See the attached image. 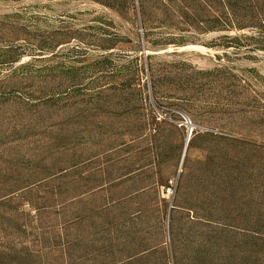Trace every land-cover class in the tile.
Wrapping results in <instances>:
<instances>
[{
    "label": "rangeland",
    "instance_id": "1",
    "mask_svg": "<svg viewBox=\"0 0 264 264\" xmlns=\"http://www.w3.org/2000/svg\"><path fill=\"white\" fill-rule=\"evenodd\" d=\"M242 3L226 28L224 0H0V264H264Z\"/></svg>",
    "mask_w": 264,
    "mask_h": 264
},
{
    "label": "trees",
    "instance_id": "2",
    "mask_svg": "<svg viewBox=\"0 0 264 264\" xmlns=\"http://www.w3.org/2000/svg\"><path fill=\"white\" fill-rule=\"evenodd\" d=\"M224 3L228 11L224 22V27L230 28L236 25V23H239V21L244 22L247 19V17L251 18L252 20L256 19L255 16H253L254 13H252L248 7L244 6L242 0H224ZM263 24H264V20H263ZM6 52L8 54L6 56H3V61L5 59V61L10 60L9 62H14L13 59L15 58H13V56L11 55V53L14 52L13 48L9 47V49H7Z\"/></svg>",
    "mask_w": 264,
    "mask_h": 264
},
{
    "label": "bare ground",
    "instance_id": "3",
    "mask_svg": "<svg viewBox=\"0 0 264 264\" xmlns=\"http://www.w3.org/2000/svg\"><path fill=\"white\" fill-rule=\"evenodd\" d=\"M184 128L187 130V138H186V142H185V147L183 149L184 152H183L182 159H181V165L183 164L184 158H185V156L187 154V149H188V145H189V142H190V137L192 136V134L194 132V127H192V126L185 125Z\"/></svg>",
    "mask_w": 264,
    "mask_h": 264
},
{
    "label": "built area",
    "instance_id": "4",
    "mask_svg": "<svg viewBox=\"0 0 264 264\" xmlns=\"http://www.w3.org/2000/svg\"><path fill=\"white\" fill-rule=\"evenodd\" d=\"M181 117H182V122L179 125L181 128L185 127V125L192 126V122L188 116L182 115Z\"/></svg>",
    "mask_w": 264,
    "mask_h": 264
},
{
    "label": "water",
    "instance_id": "5",
    "mask_svg": "<svg viewBox=\"0 0 264 264\" xmlns=\"http://www.w3.org/2000/svg\"><path fill=\"white\" fill-rule=\"evenodd\" d=\"M188 141H189V140H188ZM188 141H187V142H188Z\"/></svg>",
    "mask_w": 264,
    "mask_h": 264
}]
</instances>
